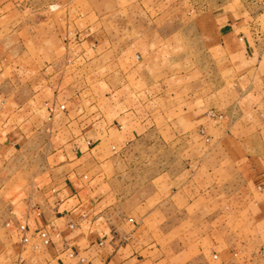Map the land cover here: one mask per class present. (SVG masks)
I'll return each mask as SVG.
<instances>
[{"label":"crops","instance_id":"obj_1","mask_svg":"<svg viewBox=\"0 0 264 264\" xmlns=\"http://www.w3.org/2000/svg\"><path fill=\"white\" fill-rule=\"evenodd\" d=\"M142 1L128 43L106 19L51 21L33 82L0 70V264H264V6L180 27ZM159 142L197 145L158 168ZM39 229L51 241L35 249Z\"/></svg>","mask_w":264,"mask_h":264},{"label":"rangeland","instance_id":"obj_2","mask_svg":"<svg viewBox=\"0 0 264 264\" xmlns=\"http://www.w3.org/2000/svg\"><path fill=\"white\" fill-rule=\"evenodd\" d=\"M9 1V18L4 19L2 26H6L8 23V29L3 28L1 37L5 40L3 46H0V70L5 69V79L12 81V86H18L23 84H30L33 82L34 75V62L33 58L38 53L42 55V58L48 54L50 50V36L47 27L50 26V22L59 21V24L63 23L66 18H79L82 16H89L87 20L91 23L94 28H97L99 21L103 24V20L106 19L110 24L112 33L117 29L118 32L125 34L124 42H129L128 29L131 28L130 24V13L129 3L131 0H8ZM142 1V0H141ZM142 6L161 8L165 10L168 8L169 15H161V18H170V20H178L180 27H186V24L192 15L195 13L211 8V7H246L249 9H258L264 6V0H143L140 3ZM180 7L187 8L188 14L179 15L177 9ZM40 8L41 13H37ZM36 10V14H35ZM90 10L85 13V11ZM84 13V14H83ZM83 14V15H82ZM154 15L153 17H155ZM40 19V20H39ZM7 22H6V21ZM41 22L42 30L41 36L43 41V47H35V35L37 31L34 29V23ZM176 22V21H174ZM47 25V26H46ZM49 25V26H48ZM113 26V28H112ZM115 28V29H114ZM114 29V30H113ZM167 30V29H166ZM116 31V32H117ZM37 39V36H36ZM38 41V40H37ZM117 42L122 44V40L118 39ZM61 43L58 41L57 49L58 54L60 51ZM6 57V58H5ZM47 57V56H46ZM209 66V65H208ZM21 68V69H19ZM31 79V80H30ZM1 80V77H0ZM1 82V81H0ZM176 82V81H175ZM193 80L190 81L192 83ZM177 85V82L175 83ZM186 86H189V80H186ZM3 87L2 89H4ZM191 87H189L190 89ZM193 90H190V94ZM15 96H13L14 98ZM19 97V96H18ZM191 95L187 94V98H191ZM144 149V143H141ZM163 148L159 142L154 150L161 154L163 151L170 155V159H159L157 167L163 166H176L179 160H185L182 158H175L177 153L182 152L187 155L197 145L195 142L181 143L178 144L170 143L166 144ZM189 154V153H188ZM175 158V159H174ZM187 159V158H186ZM34 165V164H32ZM157 168V169H158ZM38 177V176H37ZM1 179V176H0ZM4 195L5 192L0 190V195ZM2 206L0 201V246L4 240V223L2 221Z\"/></svg>","mask_w":264,"mask_h":264},{"label":"built area","instance_id":"obj_3","mask_svg":"<svg viewBox=\"0 0 264 264\" xmlns=\"http://www.w3.org/2000/svg\"><path fill=\"white\" fill-rule=\"evenodd\" d=\"M61 107L63 108V106H61ZM210 117H212L214 119H220L221 118V115L220 114H217V113H210ZM201 133H203V131H201ZM73 226H74L73 223H69V228H73ZM17 229L20 232H23V233L27 231V227H26L25 224L19 225ZM35 233H36L35 235L38 238V242H35V243L34 242L33 243L31 242L30 243L31 247L37 249V248H39V247H41L43 245H47V244L50 243L51 238H50V236L48 235V233L44 229H39ZM21 239H22L23 242L28 243L31 240V237H28L26 235H23ZM70 256L71 257L77 256V254L71 253ZM79 262L82 263V264H87L86 259L84 257H81V256L79 257Z\"/></svg>","mask_w":264,"mask_h":264}]
</instances>
